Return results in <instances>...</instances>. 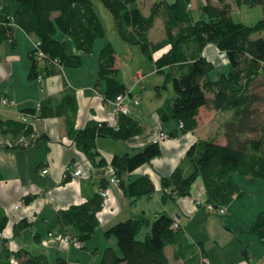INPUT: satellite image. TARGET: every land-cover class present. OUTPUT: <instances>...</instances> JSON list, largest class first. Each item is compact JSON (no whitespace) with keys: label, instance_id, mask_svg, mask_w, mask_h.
<instances>
[{"label":"trees","instance_id":"obj_1","mask_svg":"<svg viewBox=\"0 0 264 264\" xmlns=\"http://www.w3.org/2000/svg\"><path fill=\"white\" fill-rule=\"evenodd\" d=\"M235 1L259 2L263 13L254 22L236 19L231 11V0H202L196 12L192 9L193 0H153L148 12L143 10L140 0H103L113 13L120 35L127 41L138 42L145 55L154 60L157 70L165 73L163 81L156 85L157 92L169 81L172 83V94H168L157 108L163 122L173 116L182 130H188L197 126L202 107L232 110L233 116L226 118L222 125L224 142L213 137H197L172 171L162 175L163 200L189 193L193 181L201 177L206 190L205 201L218 207L243 194L237 175L264 177V77L261 81L258 79L260 75L264 76V34L252 35L264 28V0ZM1 2L0 39L11 35L13 24L20 25L40 40V46L47 52L42 59L52 65L48 70L61 67L60 64L79 65L82 57L79 50L92 51L95 39L106 32L93 0H15L12 10L7 3ZM158 14L163 20L164 35L153 39L149 29ZM68 36L79 50L67 48ZM208 41L215 42L229 59V68L220 69L215 77L211 76L215 63L203 53V46ZM31 54L34 59L32 72L44 74V69L37 70L36 59L39 58L32 49ZM97 55V75L105 83L103 95L112 98L128 87L116 62V46L112 40L107 39ZM54 56L60 64L53 62ZM137 73L134 83L141 76ZM134 83L130 85L133 93ZM28 109L35 112L36 106ZM75 110V92L67 88L59 95L44 97L37 111L43 115L66 114L76 144L96 163L105 161L97 148L98 134L126 138L144 128L139 118L128 111L119 114L117 127L100 118H89L84 125L73 127L69 115ZM30 128L31 122L0 116L1 130ZM162 130L169 135L175 132ZM160 140L152 138L131 151L114 153L111 159L120 176L119 181L132 199L150 193L154 183L147 173L127 180L122 173L159 154ZM69 175V172L65 173L63 179ZM102 198L101 190H98L87 199L62 208L60 218L66 231L85 241L99 221L97 210L102 205ZM174 219L175 216L166 209L153 214L142 209L116 220L105 232L115 235L117 246L107 244L97 264H173L165 250L167 242H181L185 250H192L195 244L185 236L179 221L178 225L173 224ZM253 225L264 238L263 210L258 212ZM202 248L203 257L206 253ZM243 251L249 255L246 247ZM11 254L18 264H68L62 254L51 260L47 252L32 251L24 246L15 249L4 246L0 264H16L10 258ZM194 254L185 257L186 263L196 261Z\"/></svg>","mask_w":264,"mask_h":264},{"label":"crops","instance_id":"obj_2","mask_svg":"<svg viewBox=\"0 0 264 264\" xmlns=\"http://www.w3.org/2000/svg\"><path fill=\"white\" fill-rule=\"evenodd\" d=\"M9 4V9L12 10L16 2ZM2 6L1 2L0 13ZM152 27L153 24L149 29L150 36ZM162 27L163 32L159 37L164 35V24ZM32 46L33 35L18 24H13L11 35L0 39V96L9 95L16 99L15 103L0 101V116L20 120L22 119L21 113L25 112L26 121L31 122L29 130L0 129V225L4 233L0 234V253L4 246L13 249L24 246L32 251H45L50 259L52 256L62 254L67 258L68 264H97L107 244L117 246L115 235L105 232L110 224L142 209L151 214L166 209L178 217L185 236L190 241H195L192 250H185L181 242L178 244L167 242L165 250L170 260L173 264H188L185 257L194 252L198 264H204L201 261L203 255L201 248L203 247L204 253H207L204 238L197 235L191 221L195 220L199 223L198 217L203 216L208 219L211 217L209 213L216 209L207 208L197 202V199L205 201L206 198L203 181L201 177H197L189 193L163 200L161 177L172 171L197 137H213L224 142L226 138L222 125L226 118L233 116L232 110L202 107L197 126L193 129L182 130L173 116L166 122L161 120L157 108L167 96L163 98L161 89L158 92L156 90L155 95L152 91L150 96H147L149 99L145 97L142 101L132 100L130 102L128 112L139 118L144 125L142 131L126 138L98 134L96 136L97 148L105 157V161L96 163L76 144L67 123L66 114L43 115L38 114V109L33 112L28 107H34L37 100H42L48 95H59L65 89L71 88L76 95V110L69 115L70 124L73 127L84 125L89 118L114 120L112 102L110 98L103 95L104 80L99 79L97 75L98 53L77 49L67 37V48L70 51L79 50L81 52V63L79 65L63 64L62 67H53L52 70H48L52 67L50 63L42 58L36 59L37 70H45L42 79H38L36 73L32 72L34 61L31 54ZM159 51L160 49L155 51L154 56ZM90 52L91 55H89ZM203 53L215 63L211 76H217V71L219 72L220 69L229 68L227 54L215 42H206L203 46ZM116 62L120 65L117 48ZM138 71L141 72V76L134 83V76ZM121 72L128 86L134 83L133 88L137 95L138 90L145 86L139 81L148 80L149 74H155V82H153L155 87L163 81L155 63H152L147 73L140 66L133 68L129 81L125 78L126 70L122 68ZM162 128L175 132L160 140L161 152L149 161L142 162L122 173L125 180L140 173H147L154 183V189L150 193H144L132 199L125 192L120 181L118 183L110 181V175L115 169L111 159L116 152L131 151L143 145ZM67 165L74 167L79 165L81 171L79 173L71 171L69 178L63 179ZM45 167L47 169L43 170ZM257 178H247V180L253 183H264V177ZM104 181L106 183L103 187L108 191L107 203L97 210L99 221L82 246L72 245L70 241L62 238V233L66 232V228L62 225L60 210L72 202L87 199L101 189ZM238 181L240 183L239 179ZM244 193L234 196L228 206L236 202L237 198L242 199ZM19 196H22L25 202L20 206H15L14 202ZM21 219L25 221L21 222L23 221ZM260 238L262 241L255 239V245L260 242L264 250V238L261 236ZM245 247L249 255L241 256L233 262L234 264H264L260 257L261 254H257L255 248L249 251L248 247ZM250 253H252L251 256ZM10 258L18 264L14 254H11ZM196 261L190 260L189 264H195Z\"/></svg>","mask_w":264,"mask_h":264},{"label":"rangeland","instance_id":"obj_3","mask_svg":"<svg viewBox=\"0 0 264 264\" xmlns=\"http://www.w3.org/2000/svg\"><path fill=\"white\" fill-rule=\"evenodd\" d=\"M2 1L4 3L7 2L8 4L15 2V0ZM93 1L105 24L106 32L104 35L98 36L95 39L92 51H96V53H98V48L107 39H111L117 48V55L120 64L119 66L121 70L122 68L126 70L127 73L125 74V78H127L128 81L131 78V72L133 68L135 69V67L140 66L142 70L146 72L152 63H155L154 60L145 55L138 42L127 41L120 35L115 26L113 13L105 5L103 0ZM152 1L153 0H140L145 12L150 10ZM201 1L202 0H193L192 9L194 12L197 11L198 4ZM231 2V11L236 19H241L246 22H254L263 13V6L259 2H241L239 4L235 0H231ZM162 25V17L158 14L155 16L152 27L151 36L153 38H158L162 34ZM59 31L61 30L59 29ZM259 33L264 34V28L262 31H256L252 35L256 36ZM68 38L70 42H73L70 36H68ZM89 55H91V52ZM86 62L88 63V60H86ZM131 65H133V67ZM128 66H131L132 68H128ZM218 74L219 72L217 71L216 75ZM159 75L163 77V80L165 73L160 71ZM154 77L155 74H149L147 76L148 80L142 79L139 81L141 84L143 82L145 86H142L141 89L138 90V95L135 92L138 100L142 101L143 98L150 96V92L152 91H154V95L156 94L155 92L157 88L153 83L155 82ZM263 77V74L260 75L258 78L259 81H261ZM155 80L160 82L161 78L160 80ZM152 86H154V88H152ZM161 92L163 98L165 95L167 96V94H172V83L169 81L167 86H161ZM238 176L240 185L242 186L245 193L242 199L237 198V200H235L236 202L239 201L237 205L236 202H233L230 206H228L233 201L231 200L225 205L226 209L224 211H220L217 208L214 211L211 210L213 212L209 213L211 217H208V219L206 216H203L198 217L200 220L199 223L195 222V220L191 221L194 229L197 232V235L201 238H204V243L207 249L206 260L204 261V264H234L233 262L237 261L241 256L246 255L243 251V247L245 246L248 247L249 251L251 248H255L257 254H261L260 257L264 262V250L262 245L260 242L255 245V239H259L260 241H262V239L253 225L258 212L262 210L264 211V183L248 182L247 178L242 174H239ZM251 255L252 253H250V256ZM51 259L54 260L55 257L52 256Z\"/></svg>","mask_w":264,"mask_h":264},{"label":"built area","instance_id":"obj_4","mask_svg":"<svg viewBox=\"0 0 264 264\" xmlns=\"http://www.w3.org/2000/svg\"><path fill=\"white\" fill-rule=\"evenodd\" d=\"M32 53L35 55V57L37 58H43L47 55V52L45 51V49H43L40 46V40L36 39L35 37H33V46H32ZM53 62L60 64V61L58 59V57L54 56L52 57ZM60 66L62 67V65L60 64ZM137 75H141V72L138 71ZM38 79H42V77L44 76V74H42L41 72H39L37 75ZM133 86V85H132ZM132 86H128L125 90L118 92L114 97L110 98L112 105H113V111L115 114V119L112 121H109L113 126L117 127L118 123H119V114L121 112H127L129 111L130 108V102L133 100L135 102L138 101V97L135 93L132 92ZM0 101L3 103H15L16 99L15 97L9 96V95H1L0 96ZM41 103V100H37L36 102V110L39 108ZM21 118L24 120H27V115L25 112L21 113ZM103 119V118H101ZM169 135L168 132H166L165 130L160 129L155 135H154V139H163L165 137H167ZM47 167L43 168V170H46ZM74 172V173H79L81 171V166H72V165H67L64 171V174L67 172ZM120 180V176L118 175V173L116 172V169H114V172L110 175V181L118 183ZM101 193L103 195L102 198V205H105L107 203V188L105 187H101ZM24 198L22 196L17 197V199L14 202L15 206H20L24 203ZM198 203H203L206 205V207L210 208V209H219L220 211H224L225 210V205H219L218 207L214 206L212 202L210 201H204L201 199H197ZM178 217H175L173 224L178 225ZM0 234H4L2 230H0ZM62 238L70 241L73 245L76 246H82L84 244V239H82L81 237H79L77 234L72 233V232H64L62 233ZM206 260V257L203 256L202 257V261L204 262Z\"/></svg>","mask_w":264,"mask_h":264}]
</instances>
